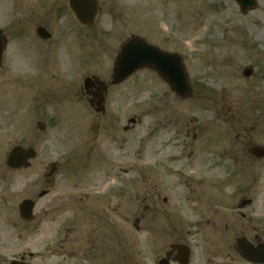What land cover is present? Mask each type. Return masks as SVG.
<instances>
[{
	"label": "rangeland",
	"instance_id": "1",
	"mask_svg": "<svg viewBox=\"0 0 264 264\" xmlns=\"http://www.w3.org/2000/svg\"><path fill=\"white\" fill-rule=\"evenodd\" d=\"M98 1L85 27L66 0H0V27L10 29L0 75V259L71 264L83 260L71 249L90 242L106 253L91 264H153L175 226L193 233L192 264H248L233 245L260 233L264 211V158L244 149L264 141V0L246 13L235 0ZM135 36L180 55L191 94L142 68L110 88L105 113L90 109L84 79L108 82ZM46 62L54 75L39 74ZM16 145L37 151L29 168L6 166ZM25 198L36 203L28 220ZM247 198L252 204L239 208ZM59 231L75 237L65 256L53 251Z\"/></svg>",
	"mask_w": 264,
	"mask_h": 264
},
{
	"label": "water",
	"instance_id": "2",
	"mask_svg": "<svg viewBox=\"0 0 264 264\" xmlns=\"http://www.w3.org/2000/svg\"><path fill=\"white\" fill-rule=\"evenodd\" d=\"M236 1L242 12H246L256 6V0ZM69 4L71 10L82 24L90 25L94 22L98 11L96 0H69ZM44 33L45 31L40 28L39 34L43 35ZM143 67L155 70L170 88L180 96H189L191 94L181 57L178 54L163 52L140 38H132L121 47L113 69V83L122 82L134 71ZM244 73L249 76L251 69H246ZM34 156L35 151L32 148L25 149L21 146H15L8 155L7 164L12 168L28 167L30 164L27 160ZM33 206L34 203L32 201H23L20 205L21 216L23 218H31ZM238 244L244 257L251 259L253 262L262 261L258 257H263L264 244L259 245L256 249L251 248L243 239L238 240ZM11 264L21 263L14 261Z\"/></svg>",
	"mask_w": 264,
	"mask_h": 264
},
{
	"label": "flooded vegetation",
	"instance_id": "3",
	"mask_svg": "<svg viewBox=\"0 0 264 264\" xmlns=\"http://www.w3.org/2000/svg\"><path fill=\"white\" fill-rule=\"evenodd\" d=\"M63 6H66L67 9L68 8V3H67V0H66V3H62ZM51 11V10H50ZM49 11V12H50ZM31 14V13H30ZM31 15H34V13H32ZM11 25V23L9 24V26ZM40 27H45L46 28V25H43V24H36L34 26L35 28V33H36V36L41 39L38 35H37V29L40 28ZM1 28V27H0ZM20 28V26H19ZM26 26H23V29H25ZM47 29V28H46ZM10 29L8 28V30H1V32L3 33V35L7 38V42L4 43L3 46H1L2 48V53H1V58H0V75L1 77L3 76L4 77V72L6 70V67L4 65L5 63V60H6V54H7V44H8V41L10 39V36L8 34V32ZM29 32V29L27 28L25 30V33H28ZM48 36L45 40H49L51 37H52V34L50 33V35H47ZM2 38V36H1ZM43 39H41L42 41ZM51 40V39H50ZM47 41H42L41 43H46ZM3 43V42H2ZM46 44H51V43H46ZM39 52L40 53H43V51L45 49H43L40 45L37 47ZM49 50V48H47ZM52 64H50L49 62H46V63H42V64H37L38 66V72L39 74H42V73H47L49 74L51 72V70L53 69V75H54V67L55 65L53 64L52 67H50ZM4 72H3V70ZM48 71V72H46ZM253 73V71H252ZM52 75V76H53ZM52 81L53 80V77H49ZM35 83H34V86L35 88L37 89H40L42 86L39 85V80L38 79H35ZM98 81V80H95V81H92L91 83H88V85L86 86L87 88V93L85 94V100L86 102H88L89 104V108L90 109H93V110H98V109H101L102 113H105L106 112V109H107V104H108V99H109V90L111 87H114V86H117V85H113L111 84V80H109L108 82L105 81ZM5 85V82L3 81L2 83V86ZM106 86V87H105ZM106 89V90H105ZM83 93V92H82ZM99 104V105H98ZM263 109H264V101H263ZM262 108V107H261ZM262 110V109H261ZM264 111V110H263ZM246 139H251V130H248V135L246 136ZM244 149L246 151V153L249 155V156H256V157H264V141L263 143L261 144L260 147H257V144H253L252 142H248L246 145L244 144ZM47 191V190H46ZM252 204V201L248 203V206H250ZM108 207H111L108 205ZM116 208H118L116 206ZM167 216L168 218L171 220L170 218V214L167 213ZM244 216V215H242ZM261 228H260V233L259 234H255L253 236V238H247L246 236H244L245 240L246 241H249L253 244H259L261 242H264V211H263V214H262V219H261ZM153 227H155V225H153ZM258 228H253V230H256ZM72 230V232H71ZM170 232L167 234L168 238L170 239L171 243L168 244V249H164V252L155 258V260L153 261V264H192L193 263V260H192V253L191 251L188 249V247L186 246H189L187 244V238L188 236H193V233L191 230H187V232H183L182 229L180 228H176L175 226L169 229ZM75 231L76 229H68V235L70 236V234H74L75 235ZM172 231L174 233V237L172 238ZM64 236V238H63ZM69 236L68 238L66 239V236L64 235V233L60 232L59 231V234H58V238L56 239L57 240V244H56V248L53 249L54 252L56 253H60L61 255L65 256L67 255L66 251L68 249L71 248V245H72V248H73V242L75 237H73L72 239H69ZM68 241L71 243V245L68 246V248H66V244L68 243ZM234 248V252L236 253V255L239 257V261L240 262H246L248 264H252L251 262L247 261L246 259H244L240 254H239V251L238 249L235 248V245H233ZM190 247V246H189ZM191 249V248H190ZM59 254V255H60ZM70 256H82L83 257V260L81 261H76V260H73V262L71 264H91V258L92 256H97V255H106V253L104 252H99V251H95L93 252L92 248H91V244L90 242H88L85 247L81 250H79L78 252H76L75 249H71V252L68 254ZM226 256H224V258H226ZM20 261H25L24 257L21 256ZM237 260V261H238ZM198 264H219L218 262H215V258L214 257H211V258H207L206 260H204L202 257L199 258L197 260ZM0 264H8L5 260H1L0 259ZM63 264V262L61 263ZM119 264H124L123 260L121 259L119 261ZM128 264V263H126Z\"/></svg>",
	"mask_w": 264,
	"mask_h": 264
}]
</instances>
